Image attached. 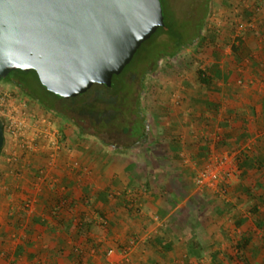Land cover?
<instances>
[{
  "label": "rangeland",
  "instance_id": "obj_1",
  "mask_svg": "<svg viewBox=\"0 0 264 264\" xmlns=\"http://www.w3.org/2000/svg\"><path fill=\"white\" fill-rule=\"evenodd\" d=\"M163 7L185 46L177 51V39L166 32L142 45L117 75L109 94L101 91V99L88 107L90 117L100 116L99 119L111 122L106 126L82 123L84 134L80 135L81 128L75 123L46 112L36 99H28L14 84L0 83V88L24 98L33 113L45 115L59 131L64 143L60 159L64 153L73 157L78 153L88 160L87 164L76 160L85 171V166L93 167L92 164L104 168L111 160L108 155H116L123 162L133 163V168L139 167V173L156 171L155 175L149 173L142 178L134 170L129 189L100 196L107 202L108 220L117 208L114 202L129 199L127 208L118 207L112 214L127 219L131 233L122 232L124 237H120L115 232L107 233L103 222L107 218L97 214L106 206L96 207V193L85 199L83 203L88 200L87 205L82 206L89 208V215L94 213L96 218L82 224L73 221L69 229L61 222L67 213L75 214L76 207L67 202L60 206L66 191L55 186L56 177L50 183L55 186L54 203L41 202L42 192L31 188L40 181V170L46 173L47 168L55 167L58 158L50 165L49 151L39 149L24 154L17 165L4 161L3 151L0 264H13V249L18 244L27 247V253L21 252L15 264H243L234 248L242 235L251 238L248 248L253 264H264V231L255 225L256 219L264 218V164L244 173L237 169L224 195L199 190L193 182L195 172L211 152L228 153L236 166L243 153L259 157L264 163V113L260 105L264 98V34L255 25V20L264 15V0H163ZM243 11L253 12L251 22L239 17ZM199 18H204L200 34L192 31L194 25L188 22L196 25ZM248 29L256 31V38H245L239 60L231 45L237 37H245ZM198 68H218L225 76L214 78V87L206 88L197 78ZM12 76L27 83L35 94L32 98L57 100L34 72L15 71ZM97 91L100 87L93 86L88 94ZM206 101H214L218 109H204ZM136 119L147 125L144 140L122 133L121 127L131 126ZM241 124L248 131L240 136ZM230 128H235L234 137L224 136ZM202 142L208 143L211 152L198 150L204 146ZM78 167L68 166L71 172ZM145 179L152 183L148 181V186L138 189L137 185ZM144 195L150 201L153 198L149 219L139 216L138 199ZM28 200L31 206L27 205ZM253 203L259 210L255 215L250 211ZM47 220L52 222L51 229L44 228ZM240 220L243 222L238 226ZM110 222L114 226L118 221ZM77 228L81 232L78 235L73 232ZM110 250L113 252L109 253ZM74 251L79 253L78 257L69 258L68 254ZM29 252L33 256L28 257Z\"/></svg>",
  "mask_w": 264,
  "mask_h": 264
},
{
  "label": "water",
  "instance_id": "obj_2",
  "mask_svg": "<svg viewBox=\"0 0 264 264\" xmlns=\"http://www.w3.org/2000/svg\"><path fill=\"white\" fill-rule=\"evenodd\" d=\"M162 26L160 0H0V80L33 70L62 97L111 86Z\"/></svg>",
  "mask_w": 264,
  "mask_h": 264
},
{
  "label": "crops",
  "instance_id": "obj_3",
  "mask_svg": "<svg viewBox=\"0 0 264 264\" xmlns=\"http://www.w3.org/2000/svg\"><path fill=\"white\" fill-rule=\"evenodd\" d=\"M260 105H261V109H262V101L260 102ZM204 107H205L204 109L208 108V107L206 108L205 105H204ZM225 126H228V125L225 124ZM242 126H244V125L241 124V126H240L241 132L238 133V135H240V136H241V133H243L242 132L243 131ZM231 130L234 131L235 128L227 129L226 132L223 131L224 136L226 134L230 137H234V135L236 133H232ZM246 131H248V130H246V128H245L244 132H246ZM227 132H229L231 134H228ZM215 133H212V134L214 135ZM209 138L211 139V137H209ZM214 140H216V138ZM203 141L207 142V140H205V139ZM204 142H202L201 145H204L205 147L201 146V147H199L198 150L202 149V151L207 152L210 150L208 148L210 146L208 145V143H204ZM211 147H213V145H211ZM215 151H217V150H215ZM210 152H211V150H210ZM0 154L2 155L3 152H1ZM60 157H58V160H56L55 167L54 168H51V167L47 168V171L45 173V178L43 180H40L39 182L37 181V183H35L34 188H31V189L32 190L38 189V190H40V192H42L41 202L43 204H46V205H50V204L54 203L52 197H53V195H55V193H53L55 191V186H60L61 189L66 191L64 193V196L66 195L65 200L67 202V205L71 206V207H76V213L75 214H74V211H72L73 213L72 212L67 213V215H65L63 217V219H64L63 221H66V222L67 221L73 222V221L78 220L82 224L86 220L91 221L94 218H96V215H94V213H93V215H92V213H91V215H89V212H88L89 208H82V206L85 207L87 205L86 203L88 202V200L85 201L86 202L85 204L83 203V201L85 199L89 198L90 196L94 197V195H95L94 193H96L95 199L98 200L96 207L97 206H103V207L106 206L105 210L102 209V210L98 211L97 214H99L101 216V218H103V217L107 218L106 215L108 214V209H107L108 205L106 204L107 202H103L101 200V197H105L106 193L111 192L113 190H119V191L122 190L125 192L126 189L128 188V184L130 185L131 181L134 180V178L132 177L133 171L136 170L135 171L136 175H138V173L141 172V169L139 167L136 168V166H135V168H133L134 167L133 163L123 162L122 158L120 157L121 158L120 159L116 155H108L107 158H110L111 160H109V162L107 161V165L104 168L99 167L96 164H92L93 167H91L89 165L85 166L86 167L85 171H82V169H80V167H79L78 169H76L75 172H73V171L71 172L70 169L68 168V166H70V164L72 163L71 161L80 159L83 164H87L88 160L81 157L80 154H78V153H77V155H74V157L72 155H66V153H64V155H62L61 159H60ZM71 157H73L74 159ZM1 158H2V156L0 157V164H1ZM4 161H5V159H4ZM56 166H59V167H56ZM149 171L150 172H144V173H139V174H141L142 178H143L144 176L147 177L148 176L147 174H149V173L154 174V175L156 173V171L153 169H150ZM1 172H2V169L0 167V176L2 175ZM53 177L54 178L56 177L57 178L56 180L58 182L55 186L53 183L50 184L52 182ZM151 177L155 178V176H151ZM148 181L146 179H145V181H141L140 184L137 185L138 189L142 190V186L146 185V183H148ZM149 182L152 183L151 181H149ZM127 192H129V190ZM152 199L150 201V199L145 195L141 196V198L138 199V201H140V206H141V208L139 210L140 211L139 212L140 219L141 218L145 219V217H146V219H149L148 218L149 215L151 216L152 213H150V208H151V205H153ZM138 201H136V202H138ZM128 203H129L128 198L123 199V202L122 201L119 202L118 200L114 202V205L117 206L116 210H114V211L111 210L112 213L109 217V220L107 218V219H104V221H103L105 226H106L107 233L114 234V232H115V233H118L120 235V237H124L121 235L122 232L125 235L131 233V231L129 232V228L126 226L127 219L121 218V216H120V218H116L114 216H113L114 218L112 217V214L115 211H117L118 207L121 208V206H123L124 208H127V206H129ZM156 203H158V202H156ZM108 204H110V203H108ZM79 210H82V211H79ZM85 211H86V213H84ZM123 215L125 216L124 213H123ZM87 216H92V217L88 218ZM110 221H113V222L118 221L116 223V225H118V227H115L116 225L112 226ZM51 223H52L51 220L45 221L44 228L45 229H51L50 228L52 226ZM108 224H110V225H108ZM73 232L76 235L81 233L79 231V228L73 230ZM142 233H143V231H142ZM26 248L27 247H24L21 244L16 245L15 248L13 249V258H11V260H12L11 263L15 264V260L18 256H20L21 252L27 253ZM29 253H31V252H29Z\"/></svg>",
  "mask_w": 264,
  "mask_h": 264
},
{
  "label": "trees",
  "instance_id": "obj_4",
  "mask_svg": "<svg viewBox=\"0 0 264 264\" xmlns=\"http://www.w3.org/2000/svg\"><path fill=\"white\" fill-rule=\"evenodd\" d=\"M160 1L162 4V10H163V15H164V26L159 27L158 30L148 40H146L145 42L142 43V45L147 43L148 41H150L152 38L155 39L160 33L166 32L171 38L177 39L175 41L174 46L177 49V51H179L182 48H184L185 45L182 42V38L180 37V35H178L177 32L175 31L174 23H172L170 21V19L168 20V17H166V15H165L164 7H163V0H160ZM252 13L253 12L243 11V12L239 13L238 15L245 22H251V17L253 16ZM255 25H256L257 31L259 30L258 32H260V34L261 33L264 34V15L260 16L257 20H255ZM255 33H256L255 30L248 29V32L245 35V37H243V38L237 37L236 41L231 45L232 51L234 52V54H236V56L239 60L241 59V56L243 53L242 51H243L244 45H245V38L248 37L250 39H254V38H256ZM142 45L140 46V48L142 47ZM140 48L137 50L136 53H138ZM161 54H163V53H161ZM159 55H157L156 57H159ZM15 71L23 72V73L34 72L35 75L37 76L36 72L33 70L26 72V71H22V70L17 69V70L12 71L11 74H13V72H15ZM226 75L229 76L228 74H226ZM224 76H225L224 73H222V71L219 70L218 68H214V69L209 68L208 70L198 68V70H197V78L200 82V85L203 87H206V88H213L215 85L214 78L220 79ZM116 77H117V75L113 76L111 86H107L105 84H99V83L93 84L91 87H93V86L100 87V91H97L94 94H92V93L88 94V91L91 88L90 87L86 91L81 92L75 96H70V97H62V96L56 95V94L49 91L51 94H53L57 97V100L55 102H50L49 100H46V99L41 98V97H37L35 99H36L37 103L41 104L44 107L46 112H48V111L53 112L57 117H59V118L62 117L64 120L71 122V123H75L76 125H78V127L81 128L79 131L81 133L80 135H83L84 134V127L82 126V123H90V124H94V125L101 123V124H103V126H106L109 123H111L109 121H103L102 118L99 119L100 116H97V118L90 117L87 114V111H88V107H90V106L92 107L96 100L101 99V96H102L101 91H103V94H105V95L109 94V90L113 87ZM37 78H38V76H37ZM7 80H9V82H12L15 84V82L13 80H10L9 78ZM16 86L19 89L23 90V87L20 84H16ZM111 99H112V97H111ZM205 106L208 107L209 109H213L215 111L218 109V104L215 103L214 101H206ZM75 110H77V111H75ZM64 111H66L67 113H63ZM262 112L264 113V98L262 99ZM120 113L115 115L114 120L119 117ZM121 130H122V133L124 135L128 136V138H137L138 140H144V138H146V134H147V125H146L145 121H141V120L136 119V120H134V122L131 126H123V127H121ZM242 130H243L242 131L243 133H241V135L244 134L245 126H242ZM231 132L235 133V130L234 131L231 130ZM1 152H2V150H1ZM237 163H238L237 167L239 170H241L242 173H244L245 171L248 172L250 170L257 169L258 167H261L264 164V163H262L261 158L255 157V156H248L246 153H243L241 155V157H239L237 159ZM146 185L148 186V183H146ZM250 211L254 215L258 214L259 210H258L257 204L253 203L250 207ZM242 222H243V220L237 221V225L238 226L242 225ZM61 224L64 228L69 229L72 227L73 222L72 221H67V222L62 221ZM255 225L258 228L263 229V231H264V218H262V220L256 219ZM250 242H251L250 236L242 235L234 244V248L237 251L236 252L237 257L240 261L243 262V264H253V257H252V254H251L249 248H248ZM76 253H75V251L73 253L72 252L69 253L68 254L69 258H72V257L77 258L79 253H77V254ZM31 256H33V254L28 253V257H31ZM213 258L216 259V256H213Z\"/></svg>",
  "mask_w": 264,
  "mask_h": 264
},
{
  "label": "built area",
  "instance_id": "obj_5",
  "mask_svg": "<svg viewBox=\"0 0 264 264\" xmlns=\"http://www.w3.org/2000/svg\"><path fill=\"white\" fill-rule=\"evenodd\" d=\"M0 117L3 121L5 139L2 152L4 151L5 160L11 164L17 165L22 155L42 149L49 151V164L52 165L63 150L61 134L45 115L33 113L24 98L2 88H0ZM233 160L228 153H209L204 164L195 172L193 177L195 186L202 191L224 195L226 186L238 169ZM71 164L73 168L79 166L76 160ZM39 174V180H43L45 170H40ZM28 202L27 205L31 206L32 202L29 200ZM65 203L66 200L61 201L60 206H64ZM112 252L113 250L109 251Z\"/></svg>",
  "mask_w": 264,
  "mask_h": 264
},
{
  "label": "flooded vegetation",
  "instance_id": "obj_6",
  "mask_svg": "<svg viewBox=\"0 0 264 264\" xmlns=\"http://www.w3.org/2000/svg\"><path fill=\"white\" fill-rule=\"evenodd\" d=\"M207 8V6H206V3H205V6L203 7L204 9H206ZM200 9H202L201 8V6H200ZM202 12H203V10H202ZM203 14V13H202ZM203 16V15H202ZM196 19V18H195ZM203 19L204 18H199V19H197L196 21H197V23H196V25H195V23H193L192 24V22L191 21H188L191 25H194L193 27H192V31H194V32H196V33H198V34H200V32L202 31V28H201V22L203 21ZM197 34V35H198ZM11 73H9L8 75H7V77L6 78H4V79H1L0 80V83L2 82V81H6V82H8V83H11L12 85L14 84V83H12V82H9V80H7L8 78L10 79V80H13V79H15V80H13L14 82H15V84H14V86H16V84H20L22 87H23V91H24V94H25V96L28 98V99H35V98H32L33 97V95H34V93L30 90V88H29V86L27 85V83L25 82V81H23L22 79H20V78H18V77H11V75H10ZM17 87V86H16ZM22 90V89H21Z\"/></svg>",
  "mask_w": 264,
  "mask_h": 264
}]
</instances>
